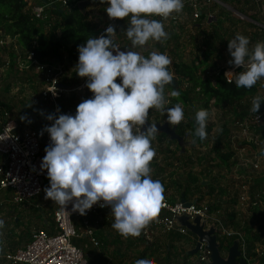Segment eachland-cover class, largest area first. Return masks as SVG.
<instances>
[{
    "label": "clouds",
    "instance_id": "9594fccd",
    "mask_svg": "<svg viewBox=\"0 0 264 264\" xmlns=\"http://www.w3.org/2000/svg\"><path fill=\"white\" fill-rule=\"evenodd\" d=\"M101 3L108 5L105 11L110 19H128L123 32L133 48H143L149 41L165 42L169 33L162 21L175 18L174 14L184 8L183 0ZM115 35V27L109 26L105 34L78 46L76 72L87 78L86 86L93 97L79 103L74 116H47L53 121L44 129L50 134L51 144L45 148L41 169L47 170L50 181L44 189L46 199L63 208L72 203L73 210L81 215L97 204L110 207L112 228L125 238L139 237L157 216L165 192L161 180L151 175V162L156 156L152 141L159 129L155 123H148L149 111L165 113L169 124L178 125L184 119V108L182 101L165 107V87L174 81L167 54L152 51L145 57L138 51H122L114 41ZM249 45L250 38L240 33L228 43L232 57L228 63L244 69L236 73L238 88L251 89L264 78V42H257L251 49ZM171 96L179 98V90L174 88ZM262 99L259 95L253 98L251 112L259 113ZM209 115L206 109L196 112L195 136L201 140L208 135ZM135 264L154 262L145 258Z\"/></svg>",
    "mask_w": 264,
    "mask_h": 264
},
{
    "label": "built area",
    "instance_id": "2783aa9c",
    "mask_svg": "<svg viewBox=\"0 0 264 264\" xmlns=\"http://www.w3.org/2000/svg\"><path fill=\"white\" fill-rule=\"evenodd\" d=\"M82 1L90 2L87 10L98 3L96 0H56L62 8L69 10L79 8V3ZM56 2L35 0L30 9L36 18L46 19L47 10L53 7ZM255 2L257 5V0ZM183 3L184 8L181 13L174 14L175 18L162 21L169 35L175 33L180 38H184L186 35L198 37L202 31L210 28L212 30L219 17L225 21L234 22L237 17V19L245 20V23L254 24L258 31L264 32V22L252 19L249 14L248 16L243 13L226 0H183ZM220 7L230 12V15H217L216 8L220 10ZM153 18L161 19L160 17ZM121 20L123 19L109 18L106 24L100 26L99 36L105 34L107 27L113 26L116 29L114 40L119 45L121 38L118 36V32L125 26ZM16 62L17 66L21 65L23 73L34 81L33 83L38 89V97L47 106V109L49 108V110L43 111L46 112V123L38 130L23 127L14 118L11 110L0 112V191H8L11 195L9 200L13 204L21 205L42 196L45 184L50 185L47 170L41 169L43 157L46 155L45 148L51 144L50 134L44 129L46 126H51L53 121L48 120L47 116L53 114L58 118L60 114H65L61 105L68 102L67 98L81 92H88L90 89L86 86L87 78L79 77L76 72L78 61L73 66L67 67L66 64L41 61L37 59L35 52L30 50L25 53L24 58H19ZM237 72L238 68L234 66L227 69L225 72L227 81L235 80ZM226 73L228 74L226 75ZM117 82L121 81L118 79ZM235 125L239 128L243 139L232 141L231 145L235 153L234 159H237L238 173H240L234 177L233 186L236 191L234 190L232 199L236 203L233 205L234 209L228 211L233 212L232 210H234L236 213L234 223L226 225L222 214L224 212L212 210L208 201L204 200L199 203L196 200L197 197H194V200H188L192 204L186 206L181 199L171 201L164 194V200L157 216L141 233L145 241H151L152 236L159 229L169 236H186L191 231L179 221V217L186 215L191 223L200 217L201 223L204 224V230L214 228L217 238L237 237L239 249L242 256L248 260V264H259L258 260H252L246 256L247 225L240 220L245 218L244 215L253 217L261 214L256 222L264 223V184L262 188H259L254 182V179L258 177L252 175L253 173H264V166L261 168L264 154H259L260 144L256 141L259 136L261 138L263 136L260 128L264 126V111H259L257 114L250 111L248 117L242 121L237 120ZM41 135L44 136L41 137ZM251 143L257 145L256 151H252ZM247 148L251 149L245 153ZM2 204L3 202L0 203V205ZM54 205V231L49 232L44 229L34 231L25 246L15 251L0 252V264H92L83 249L74 244L73 239L85 237L94 248L101 246L102 243L93 223L98 222L97 217L106 216L108 219L113 217L111 208H102L97 204L85 215H81L78 211L73 210L72 203H69L65 208L56 203ZM34 206L36 208L43 207L41 204ZM81 219L82 225L78 228L75 220ZM200 255L201 263L210 261L211 253L204 249V244Z\"/></svg>",
    "mask_w": 264,
    "mask_h": 264
},
{
    "label": "rangeland",
    "instance_id": "374dc122",
    "mask_svg": "<svg viewBox=\"0 0 264 264\" xmlns=\"http://www.w3.org/2000/svg\"><path fill=\"white\" fill-rule=\"evenodd\" d=\"M230 5L239 9L243 13L247 12V15H257L258 21L264 22V0H257V5L255 0H226ZM247 1V2H246ZM35 2V0H28L27 9ZM108 5L106 3H96L95 5L89 7L90 18L95 22H100L101 24H106L109 21V17L105 11ZM217 15L219 14L228 16L230 12L220 7V10L216 8ZM248 15V16H249ZM234 21H224L222 26L218 28L221 33H224V39L226 40L230 34L233 33H249L255 34L258 33L260 42H264V32L258 31L256 28L249 26V23H245V20L237 19ZM219 21H223L222 17H219ZM241 21V22H240ZM127 28H125L126 30ZM210 29H206L207 33H210ZM3 31H0V112L8 109H3L2 105H9L11 112L14 118L25 128L40 129L46 123L45 116L47 106L43 104L41 99L38 97V89L35 86V83L32 79H29V76H26L21 70V65H15L11 68L10 63V51L14 49L17 53L16 61L19 58L25 57V51L21 50L17 44V39L11 36L2 35ZM124 33V32H122ZM119 46L122 51L132 50L138 51L142 55L146 53H151L152 51L160 52L156 47V41H149L146 46L143 48L136 47L133 48L132 43L127 38L124 33L123 36H120ZM202 36H190L186 35L184 38H179L176 42L170 40V48L166 54L171 59L172 63L170 65L171 72L174 69V61H179V56L187 62H190L195 56L201 55L205 51L207 46L202 45ZM215 47L216 42H213ZM175 45H178V55L173 56V52L176 50ZM252 47V45H251ZM220 50H222L220 52ZM221 54V59L218 58ZM219 52L215 53L212 58H216V61L227 69L233 67L228 62L232 59L228 47H223L220 45ZM211 58V59H212ZM211 62V60L209 61ZM211 70H209L210 72ZM173 73V72H172ZM212 73V71H211ZM174 74V73H173ZM175 77V75H174ZM236 77V76H235ZM260 84L259 92L257 95L264 97V78L258 81ZM35 86V87H33ZM188 86L187 84L184 85ZM177 86L175 87V89ZM173 88L165 87V96H166V108H170L169 100L171 97V92ZM256 95V96H257ZM71 97V96H70ZM93 97L91 91L81 92L76 94L74 101L69 103V97L67 98V103L69 107H66L64 111L65 114L75 115L77 106L85 99ZM236 101L230 103L228 101L221 103L220 106H216L214 101L211 102V111L209 112V118L207 121L208 125L213 126V131L207 137V141L203 144H193V138L191 133V121L196 115V112L200 109H203V106L200 102H195V105H182L184 108V119L182 120L184 127L181 130V136L183 137L182 146L177 144H169L167 138L162 141L159 140V134H157L156 139L152 141V146L156 151V162L157 168L153 166L152 168V177L153 179L159 178L161 181H164L165 185L170 187L165 193L166 197L173 200H178V187L177 185H182L183 187L191 185L195 188V196L200 197V193L205 195L206 200L209 203H215L221 201L224 208L228 210L229 206L227 205V200L234 197V177L238 173V166L232 165L229 168L227 165L218 158L213 148L216 146V141L218 135L222 133L224 126L228 127L229 134L223 137V140L218 148L222 149L223 152L229 151L232 149L227 147V144L232 145V141L242 140L243 137L240 133L239 128L235 125L236 118L233 114V104ZM49 110V108L47 109ZM154 115L151 117L153 123L160 122L163 123L166 119V114L161 113L160 111L154 110ZM42 113V114H41ZM21 116H26L27 119L22 121ZM30 121V122H29ZM161 133V132H158ZM256 141L259 142V150L264 149V138L259 136ZM186 151V156L182 159L178 157V150ZM251 148H247V151H250ZM254 151V150H252ZM240 156V154H239ZM190 160L193 162L191 163ZM232 158L230 160L234 161ZM172 163V166H167ZM264 166V161L261 165V168ZM264 169V168H263ZM264 171V170H263ZM196 177L203 179V183L207 184V181L210 180L215 185H220L225 191L223 194H220L218 190L213 194H207L209 189L206 187H198L199 185L191 182V178ZM47 181V180H46ZM234 187V189H233ZM236 191V190H235ZM46 193L40 197L33 199L30 203L27 204H13L11 195L8 191H0V220L4 221V226L0 227V251L7 250L10 248L7 235L12 234L13 238L11 243H15L17 247L25 246L31 239L32 233L41 227L37 226L35 223V216H32L31 205L41 204L44 208L49 211L50 208H55L54 202L51 201V205L48 203V199L45 198ZM10 201V202H9ZM19 216V218H17ZM261 216H243L240 222H244L247 225V228H251V235L256 234L258 217ZM17 219V220H16ZM260 220V219H259ZM97 223H93V226L96 228L99 237L109 236V245L104 249L103 246L94 248L89 240L85 237L73 239L74 244L83 249L87 258L91 263L101 262L102 264H135V261L139 259V255L144 251L146 244H151V248L147 250L146 259L152 260L154 263L158 264H200V252L197 254H189V258L185 257L183 251H191L196 246V236L191 232L186 236L174 237L169 236L161 232V229L158 230L156 234L152 236V240L148 243L142 242L144 238L139 237H123L116 230L112 228L114 222V217L109 219L106 216L97 217ZM17 222V223H16ZM78 228L82 225V219L77 221L75 220ZM94 222V221H93ZM28 233L31 236L28 238ZM100 233L102 235H100ZM220 238V237H219ZM174 239V240H173ZM221 239V238H220ZM119 240L118 242H116ZM19 241H22V244H19ZM195 244V246H194ZM173 246L171 253L168 252L169 246ZM194 246V247H193ZM221 251V250H220ZM257 251L259 253L264 252V245L262 242L257 243ZM229 253V248H224L221 251L223 257H227ZM260 264V263H259Z\"/></svg>",
    "mask_w": 264,
    "mask_h": 264
},
{
    "label": "trees",
    "instance_id": "16d2710c",
    "mask_svg": "<svg viewBox=\"0 0 264 264\" xmlns=\"http://www.w3.org/2000/svg\"><path fill=\"white\" fill-rule=\"evenodd\" d=\"M47 1H55L56 0H47ZM96 2L101 3V0H96ZM247 2V1H246ZM27 0H0V31H3L2 35L4 36H11L17 39V44L21 50H24L26 53L30 50H33L36 54L37 59L41 61H48L54 62L58 64H66L67 67H71L74 65L79 58L78 46L85 44L88 38L91 37H99L101 33L100 22H95L90 18V11L87 10L83 13L79 8L69 10L68 8H62L58 2L55 3L56 7H50L47 10V18L46 19H39L36 18L35 15L32 13V10L27 8ZM245 13V12H244ZM247 14V12L245 13ZM250 17L256 21H258L257 15H250ZM123 24H125L124 28L128 27V19L121 20ZM225 21V20H223ZM223 21L217 22L216 25L212 28L210 33L207 31H202V45L207 46L205 51L201 55L195 56L190 62H187L183 59V57L179 56L178 54V45H175L176 50L171 51L173 52V56H179V61H174L173 66V73L177 80V88L180 92L179 98L170 97L169 105L173 107L176 103L182 101V105H195V102H200L203 106V109L211 111V102L214 101L216 106H220L223 102H232L236 101L233 104V114L236 120H244L250 114V108L252 105L253 98L258 94L260 84L257 82L251 89L248 88H238L235 84V80L232 83H228L227 78L225 76V72L227 70L226 67L221 66L216 58H212L213 55L219 52L220 45L223 47H228L229 40L233 39L236 33L230 34L228 38L225 40L224 33H221L218 28L222 26ZM251 27H254V24H248ZM124 28L118 32V36H123ZM246 37L250 38V49L254 47L257 42H260L258 37V33L249 34L244 33ZM180 38L179 35L172 33L169 35V38L163 42H158L156 47L159 49L160 53L167 52L170 48V40L178 41ZM117 43L116 40H114ZM131 42V41H130ZM216 42L217 45L215 47L214 44ZM118 44V43H117ZM252 45V47H251ZM222 50H220L221 52ZM217 53V54H220ZM215 54V55H217ZM149 53L144 54L145 57H148ZM16 57L17 53L14 49L10 51V63L11 68L16 65ZM212 58V59H211ZM218 58H222L221 54ZM211 60V62H209ZM71 65V66H70ZM209 70L211 71L209 72ZM244 69L238 68V72L243 71ZM237 72V73H238ZM236 79V77H235ZM187 84L188 86H184ZM35 87V86H33ZM36 88V87H35ZM170 88V87H169ZM171 89V88H170ZM174 89V88H173ZM172 89V90H173ZM76 95L69 97V103L74 101ZM263 98V97H262ZM264 100L262 99V103ZM69 103H63L61 105L62 109L64 110L66 107H69ZM44 104V103H43ZM3 109H10L9 105H2ZM155 109H152L149 113V119L154 115ZM196 116V115H195ZM194 118L191 121V133L193 138V144H203L207 141V138L201 140L199 137L195 136V129L198 127L196 123V119ZM167 119V117H166ZM171 125V124H170ZM176 126V131L179 135H181V130L184 127L183 122L181 121L178 125H171ZM206 131L208 133L207 137L213 131V126L207 124ZM260 131L263 132L262 138H264V126L260 128ZM160 137L159 140L162 141L163 139L167 138L169 144H177V140H172L170 136L164 133H157ZM229 134L228 127L224 126L222 133L218 135L216 146L213 148V152L216 153L218 158L223 162V164L227 165L229 168L232 165H236L237 159L234 161L230 160L234 158L235 153L231 149L229 151L223 152L222 149L218 148L221 144L223 137ZM44 135H41L43 137ZM227 147L230 148V143L227 144ZM251 147L254 151L257 149V145L251 143ZM186 151L178 150V157L182 159L186 156ZM260 155L264 154V149H261L259 152ZM156 158L153 159L151 162V168L153 166L157 168L155 164ZM191 163H193L190 160ZM169 166H172L170 163ZM152 174V173H151ZM253 176H257L258 178L254 179L255 184L262 188L264 184V173H253ZM192 183H196L198 187L208 188L209 191L207 194L213 195L217 190L220 194H223L225 191L220 185H215L210 180L207 181V184L203 183V179L193 177L191 178ZM165 188V192L170 188L168 185H165L164 181H161ZM48 183L45 184L44 189L49 187ZM178 187V198L184 197L187 200H194L195 196V186L192 187L191 185H187L183 187L182 185H177ZM164 192V194H166ZM171 200V199H170ZM197 202L201 203L202 201L206 200L205 195L200 193V197L196 198ZM50 199H48V203L51 205ZM175 201V200H171ZM236 203L234 199L227 200V205L229 206L228 210L224 208L221 201H217L215 203H210L212 210H221L223 211V220L226 225L233 224L236 219V213L228 212L230 209H234L233 205ZM32 208V216H35V223L37 226L41 227V229L47 230L49 232L54 231V209L50 208L47 211L44 206L42 208H36L34 205H31ZM19 218V216L17 217ZM259 218V217H258ZM17 220V219H16ZM17 223V222H16ZM257 233L253 236L251 235L252 230L250 227H246V241H247V248H246V256L251 258L252 260H258L260 264H264V252L259 254L257 251V243L262 242L264 245V223L261 221L256 225ZM100 235H102L100 233ZM31 236L28 233V238ZM32 237V236H31ZM13 238L12 234L7 235L8 243L10 248L7 250L15 251L20 247H17L15 243H11ZM98 238L102 243L101 246L105 249L109 245V236L105 234V236ZM142 239V236H140ZM221 238V239H220ZM218 237L217 241L219 243V249L223 251L224 248H230L233 242L237 239V237ZM117 240L116 242H118ZM142 241V240H140ZM197 241V240H196ZM19 244H22V241H19ZM151 248V244H146L144 251L139 255V259H145L147 255V250ZM173 246H169L168 252L171 253L173 250ZM6 251V250H4ZM0 251V252H4ZM185 253V257L189 258L191 256L189 251H183ZM88 252L86 253L87 256ZM92 264H102L101 262H93ZM158 264V263H154ZM170 264V263H168ZM196 264V263H193Z\"/></svg>",
    "mask_w": 264,
    "mask_h": 264
},
{
    "label": "water",
    "instance_id": "95a60500",
    "mask_svg": "<svg viewBox=\"0 0 264 264\" xmlns=\"http://www.w3.org/2000/svg\"><path fill=\"white\" fill-rule=\"evenodd\" d=\"M90 5L89 1H82L79 3V9L85 13L87 11V7ZM53 7H56L55 5ZM177 86V80L174 77V81L172 85L167 87L175 88ZM260 111H264V102L261 103ZM151 110L149 111V113ZM148 123L152 124L153 122L149 119ZM159 129V132L164 133L172 140H177L179 145L182 146L183 137L179 135L176 131V126H171L167 119L164 120L163 123L156 122L155 123ZM205 184V182H204ZM181 201L185 203L186 206H190L192 202H189L186 198L182 197ZM179 221L185 225L196 237V246L193 250L189 251L190 254H197L201 252L202 246L204 244V249L209 250L210 261L207 263L200 264H248V260L242 256V253L239 249V241L235 240L233 244L229 248L228 256L225 258L221 255V251L219 249V243L217 241V236L215 234V229L211 228L210 230H204V224L201 223L200 217H197L194 223L189 221L188 216L182 215L179 217Z\"/></svg>",
    "mask_w": 264,
    "mask_h": 264
},
{
    "label": "crops",
    "instance_id": "0c3cea01",
    "mask_svg": "<svg viewBox=\"0 0 264 264\" xmlns=\"http://www.w3.org/2000/svg\"><path fill=\"white\" fill-rule=\"evenodd\" d=\"M182 198V196L181 197H179V199H181ZM174 238V237H173ZM174 240V239H173ZM196 240H197V237H196ZM142 242H145V243H148L147 241H145V239H144V241L142 240ZM194 246H195V244H194ZM193 246V247H194Z\"/></svg>",
    "mask_w": 264,
    "mask_h": 264
},
{
    "label": "flooded vegetation",
    "instance_id": "af4514ba",
    "mask_svg": "<svg viewBox=\"0 0 264 264\" xmlns=\"http://www.w3.org/2000/svg\"><path fill=\"white\" fill-rule=\"evenodd\" d=\"M151 119V118H150Z\"/></svg>",
    "mask_w": 264,
    "mask_h": 264
}]
</instances>
